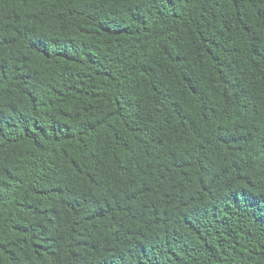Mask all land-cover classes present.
<instances>
[{
  "label": "trees",
  "instance_id": "1",
  "mask_svg": "<svg viewBox=\"0 0 264 264\" xmlns=\"http://www.w3.org/2000/svg\"><path fill=\"white\" fill-rule=\"evenodd\" d=\"M0 264H264V0H0Z\"/></svg>",
  "mask_w": 264,
  "mask_h": 264
}]
</instances>
